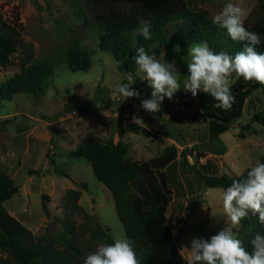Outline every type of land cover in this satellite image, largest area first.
<instances>
[{"label":"rangeland","instance_id":"1","mask_svg":"<svg viewBox=\"0 0 264 264\" xmlns=\"http://www.w3.org/2000/svg\"><path fill=\"white\" fill-rule=\"evenodd\" d=\"M183 1L189 8L210 17L229 2L239 4L247 13L256 3V0ZM114 8L120 11L127 6L115 5ZM108 9L105 3L91 0H0L1 18L20 24L21 38L31 48L32 61L51 56L72 40L78 41L89 58L88 66L75 72L60 64L41 93H18L10 99H0V169L16 186L2 206L35 238L61 230L63 194L68 188H78V182L87 185L85 190L81 189L78 204L91 217L90 223L100 224L113 242L124 236L109 191L95 179L88 162L74 150L79 141L121 140L126 145L125 157L136 161L148 160L170 144L177 151L191 146L205 154L197 156V165L205 162V173L217 174H239L259 162L264 153V126L252 122L243 136H238L239 124L248 123L252 113L264 104V94L260 90L246 99L241 115L216 138L202 134L206 125L201 121H174L175 115L183 117L198 111L197 97L185 93L183 88L171 101L165 98L161 111L155 116L145 112L138 99L123 102L115 94L121 81L120 72L111 54L99 49L95 31L96 14ZM192 43L197 42H191L180 53L173 50L177 45L174 44L168 51L160 48L151 55L162 62L175 60L181 76H187V48ZM22 53L19 49L11 56L9 65L0 67V82L18 71ZM136 78L135 90L150 99L151 89L141 81L140 75ZM180 80L182 83L183 78ZM134 106L138 107L136 114L142 117L145 123L142 127L149 135L125 129V123L132 119L131 107ZM160 123L165 126L158 131ZM186 159L192 162V156L186 155ZM200 164L187 170L194 178L188 173L181 174L175 162L166 168L172 199L165 216L172 228L176 248L186 261L188 254L182 247L190 248L193 237L210 239L225 224L222 189L207 187L199 180L196 168ZM187 194L189 204L185 200ZM176 204L182 205L179 211L175 210ZM76 220L81 222L80 217ZM2 255L4 253L0 252V257Z\"/></svg>","mask_w":264,"mask_h":264},{"label":"trees","instance_id":"2","mask_svg":"<svg viewBox=\"0 0 264 264\" xmlns=\"http://www.w3.org/2000/svg\"><path fill=\"white\" fill-rule=\"evenodd\" d=\"M91 1L105 3L109 7L107 11L96 14L95 31L99 49L111 54L120 72L119 84L127 83L126 73L132 72L135 75L134 57L139 47H143L151 55L160 48L168 51L174 44L184 51L191 42L206 41L214 52L223 51L233 56L243 48V44L231 40L226 30L213 25L212 17L189 8L183 0ZM115 5H126L127 8L117 11ZM150 16L153 17L151 39L145 40L139 32L137 18L149 19ZM245 27L261 37V44L256 47V51L264 53V0H256L247 15ZM21 30L20 24L6 22L0 16V67L11 63L13 53L19 49L23 51L22 58L18 60V71L0 82V99L7 100L18 93H41L60 64L70 72L83 70L88 66V52L76 40L53 52L51 56L32 61L31 48L24 44ZM136 84L137 81L132 85L133 89H136ZM255 90L264 94V85L234 78L230 91L235 102L231 109H218L214 106L215 100L207 94L199 93L198 111L183 117L175 115L173 119L176 123H180L182 119L201 121L206 125L202 134L206 133L208 138H216L237 120L246 99ZM141 99L148 98L141 95ZM137 109L138 107H131L132 116ZM252 122L264 126V104L252 113L248 123L239 124L238 136L242 137L243 131L249 129ZM164 126L160 123L157 130ZM125 129L149 135L148 130L131 121L125 123ZM74 150L88 162L95 179L109 191L124 236L135 242L137 254L142 256L141 264H187L176 248L172 228L165 216L172 199L166 168L175 162L181 174L188 173L194 178L187 170L198 166V157L205 154L191 146H184L177 151L170 144L163 147L158 155L145 161H136L125 157L124 142H113L111 139H85L79 141ZM186 155L192 156L191 163L187 162ZM259 163H264V153ZM204 165L205 162L196 168L199 180L207 187L221 189H226L236 179H244L250 168L243 169L239 174H217L205 173ZM59 173L61 174L60 171ZM186 179L190 184V180ZM77 186L78 188L66 189L63 194L61 230L35 238L30 230L2 206V202L9 198L16 186L8 174L0 169V252L4 253L0 257V264H83L82 258L95 251L96 245L113 243L107 230L98 223H90L91 217L78 204L81 189L85 190L87 185L78 182ZM187 195L185 200L189 204L190 196ZM181 207L182 205L176 204L175 210L179 211ZM78 217L81 222L76 220ZM241 224L238 237L243 246L251 250V239L257 232L264 234V226L259 223L258 215H249Z\"/></svg>","mask_w":264,"mask_h":264},{"label":"clouds","instance_id":"3","mask_svg":"<svg viewBox=\"0 0 264 264\" xmlns=\"http://www.w3.org/2000/svg\"><path fill=\"white\" fill-rule=\"evenodd\" d=\"M247 15L246 9L229 2L212 17L213 25L226 30L233 42L243 44L242 50L234 56L223 51L214 52L206 41L192 43L187 48L188 61L184 62L188 75L181 76L175 60L162 62L139 47L134 57L136 75H140L141 81L151 89L150 99H141L140 92L132 88L137 81L132 72L125 74L127 83L118 84L115 94L123 102L130 98L140 100V107L153 116L161 111L165 98L171 101L181 88L193 98L199 93L209 95L218 109H231L235 102L230 91L234 78L264 85V53L256 51L261 37L246 29ZM152 19L151 16L137 18L139 32L145 40L151 39ZM173 50L181 52L179 45ZM181 59L184 61V57ZM131 123L145 126L138 114L132 116ZM221 202L224 227L210 239L193 237L190 248L182 247L188 254L187 264H264V234L254 235L250 241L251 250L245 248L238 237L241 222L249 215H258L259 223L264 226V163L257 162L247 170L244 179H236L222 189ZM82 259L83 264H141L142 256L137 254L131 238L121 236L113 243L98 245Z\"/></svg>","mask_w":264,"mask_h":264},{"label":"built area","instance_id":"4","mask_svg":"<svg viewBox=\"0 0 264 264\" xmlns=\"http://www.w3.org/2000/svg\"><path fill=\"white\" fill-rule=\"evenodd\" d=\"M138 110H139V109H137V110L134 111V114H135V115H136V113L138 112Z\"/></svg>","mask_w":264,"mask_h":264},{"label":"crops","instance_id":"5","mask_svg":"<svg viewBox=\"0 0 264 264\" xmlns=\"http://www.w3.org/2000/svg\"><path fill=\"white\" fill-rule=\"evenodd\" d=\"M223 133V132H222ZM221 134V133H220ZM220 134L218 136H220ZM187 160V159H186ZM189 163V162H188Z\"/></svg>","mask_w":264,"mask_h":264}]
</instances>
